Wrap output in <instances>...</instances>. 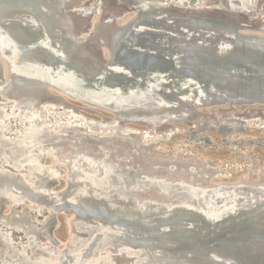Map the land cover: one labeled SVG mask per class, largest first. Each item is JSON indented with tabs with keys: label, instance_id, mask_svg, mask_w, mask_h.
Returning <instances> with one entry per match:
<instances>
[{
	"label": "bare ground",
	"instance_id": "1",
	"mask_svg": "<svg viewBox=\"0 0 264 264\" xmlns=\"http://www.w3.org/2000/svg\"><path fill=\"white\" fill-rule=\"evenodd\" d=\"M0 11V28L26 48L17 61L20 69L12 72L7 61L13 59L0 43V164L25 168L35 177L28 181L3 165L0 198L44 203L56 212H73L77 221L71 242L54 253L61 243L54 232L56 216L34 221L28 209L1 212L0 221L49 248L32 239L22 242L0 224V264H249L238 246L260 261L250 260L253 264H264V172L251 168L249 180L241 173L239 180L212 182L211 177L231 173L215 175L206 161L169 160L152 153L151 139L142 144L124 134L140 132L138 125L145 124L142 135L161 129L164 140L173 143L187 128L223 130L216 131L222 135L227 127L237 128L227 125L231 119H242L241 129L249 132L259 129L250 125L253 120L264 125V109L247 105H264V94L235 93L238 73L245 83L264 79L245 64L221 76L205 56L230 50L264 54V0H0ZM188 34L204 38L198 40V47L204 46L198 58L189 51L196 46ZM71 76L97 89L104 88L103 79L117 85L130 106L73 86ZM198 86H217L219 92L203 99ZM241 105L253 107L237 109ZM58 106L67 116L60 126L50 115ZM262 128L253 133L264 134ZM75 141L84 145L64 173L66 186L55 190L59 156ZM99 144L107 151L97 161L92 153ZM235 150L238 156L241 151ZM45 154L54 157L50 166ZM137 224L174 240L159 248L137 232ZM177 237L196 240L182 244ZM184 251L191 255L187 262Z\"/></svg>",
	"mask_w": 264,
	"mask_h": 264
},
{
	"label": "rangeland",
	"instance_id": "2",
	"mask_svg": "<svg viewBox=\"0 0 264 264\" xmlns=\"http://www.w3.org/2000/svg\"><path fill=\"white\" fill-rule=\"evenodd\" d=\"M126 17H128V16H126ZM126 17H124L123 19H125ZM69 100L73 103H77V101H75V100H71V99H69ZM253 106L264 109V105L256 104ZM253 106L241 105V107L237 106V109H243L245 107H253ZM55 109H52L50 112V115L52 114L51 115L52 124L59 125V126L64 125V123H66V121H67L66 110L60 106L56 107ZM122 121L121 122L123 124H125V122L127 120L126 121L122 120ZM229 122H231V124L235 123V127H237V128L231 129V127H227L230 129H228L222 135H220L219 133H216V131H214L213 129L209 130L210 128L206 129V130H200L199 132H195V133L193 130H192L193 133H190L191 128L190 129L187 128L189 130V131L187 130V135H186V133H182V135L179 134L178 137H175V139H178L177 140L178 142H173V143H172V141H165L164 140V138H163L164 136L161 132V129L157 130L158 134L153 133V135L150 134L151 136L150 135H148V136L142 135V131L146 130V127H148L145 124L144 125L141 124L140 126L138 125V130L140 132H135V133L126 132V131H125V133L123 131L122 132L124 134H127V135L129 133V137L133 138V140H136L142 144H146V141L151 139L149 141V144L154 145L153 149H152L153 154L165 156L169 160H173L176 158L184 159L186 161L191 160V162H193L195 164L202 162V161H206L209 164L208 167L211 170H213L212 172L215 173V175L223 173L224 170H226V172H224L223 174H226L229 172V173H231V176L233 177V179H232V177H227V176L226 177L222 176V177H220V179L219 178L214 179L211 177L209 179V181H212V182H219L220 180L229 181V182L235 181V180H239L240 178H242V177H238L241 173H244L247 180H249L247 176H248V172L250 173V171H252V170H250L251 168H258L260 171L264 172V134L253 133L256 130H262L263 129L262 127L264 125H261V123H258L257 121L253 120L250 125H252V124L256 125L257 124L256 127H258L259 129H256V128L253 129V127H254L253 126L251 132H249V131H244L241 129V125H239L238 122H242L243 124H245L244 121H242V119H240V118L239 119L237 118L236 120L231 119L230 121L227 122V125L228 124L231 125ZM125 125H130L129 121H127ZM247 129L250 130L249 128H247ZM201 131H203V132H201ZM227 132H228V134H227ZM135 135H138V136L140 135V137H138V138L134 137ZM142 136L144 138H142ZM145 139H147V140L145 141ZM168 139H171V138H168ZM160 140L162 142H160ZM249 141L253 142L254 144L251 145L249 143ZM154 143H156V144H154ZM82 145H84L83 142L75 141L72 144V146L69 149H67L65 154H63V156L62 155L59 156V162L57 163V165L60 164L61 166H64V168H62L60 165L58 166L61 173H58V175L56 176V180H55L56 185L54 186L55 190H61L62 188H64L66 186L68 179H67V177L65 178L66 174H64V173H67V169H69V165L71 163V160H72L75 152L79 148H81ZM138 148H140V147H138ZM236 148H239V150L241 151V153H239L238 156L234 154L236 152V150H235ZM93 150L94 151L92 153V157L95 158L96 160L98 159V156L102 154V151L103 152L107 151L100 144L95 145ZM45 156H46V154L44 155V158H46ZM50 156H52V155L47 154V158L46 159L43 158L45 166H50L52 161L54 160V157L53 156L50 157ZM3 165H7V164H0V167H2ZM10 167L11 166L7 165L6 169L11 170V171L12 170L18 171L19 173L21 172L23 176L27 177L28 181H31V182L35 181V177H30V176L28 177V175H26V169L25 168H21V170H19L14 166H12L11 169H10ZM65 167H67V168H65ZM243 167H249V171H244ZM22 170H24V171H22ZM51 174H52V172H51ZM245 176L243 178H245ZM254 176H256V174H254ZM257 179H259V177L255 178L253 180H257ZM48 194L50 196H52L50 193H48ZM10 197L11 196H3L0 198V203L3 204V207L1 209L2 211L0 210V213L3 212L4 214H7V213H9L11 208L16 207V209H24L26 211L28 209V211L31 212L32 218L34 221L41 220L44 215L56 216V218L58 219V224H57V227L55 228L56 230L54 229V232H55L56 236L61 240L62 244L60 243L59 247H57L58 250L53 249L52 252L59 253L62 249L66 248L67 244H69L71 242V239L74 235L72 224H74L73 221H75V219H73V218H75V214L73 212H68V213L61 212L60 213V212H56L54 210V208H52V206L50 207L44 203L42 205L38 204L37 202L34 203V202H31L27 198H24L26 200L25 201L24 199H21L20 196L14 197L12 195L11 199H10ZM7 200H9V201H7ZM4 202L7 204L9 203V204L6 206V205H4ZM23 204H27V207H22L21 205H23ZM6 208H7V210H6ZM47 208H49V209H47ZM8 209H10V210H8ZM45 210L50 211V213H44ZM33 211L35 213H37L36 214L37 216L35 218L33 217ZM57 214H58V216H57ZM60 214H64L65 216L61 217V216H59ZM67 214H69V216ZM76 222L77 221H75V223ZM0 224L2 225L3 228L8 226V228L22 242L28 241L29 239H32L33 241H35L34 245H37L40 248L41 247L49 248L46 241H43V240L37 239V238H32V235H28L23 229H17L15 227H11V226L9 227V225L3 223L2 221H0ZM64 244H66V246ZM61 246H62V248H61ZM73 249L75 250L77 248L73 247ZM28 250L32 251V248L29 247ZM48 251L50 252L51 250H48ZM83 264H87V261L83 262Z\"/></svg>",
	"mask_w": 264,
	"mask_h": 264
},
{
	"label": "water",
	"instance_id": "3",
	"mask_svg": "<svg viewBox=\"0 0 264 264\" xmlns=\"http://www.w3.org/2000/svg\"><path fill=\"white\" fill-rule=\"evenodd\" d=\"M225 1L228 3H231V2H239L240 0H225ZM1 13L2 12L0 11V16H1ZM188 37H190L192 39L191 44H193V46H196L193 49L189 48V51L191 54L194 55V57L198 55L197 56V58H198L199 56H201L199 53L204 51L203 45L198 47L201 44L198 40H202L204 38L198 37L194 34H188ZM0 43L3 46V48L6 49L8 55H10L13 59V64L10 61H7L8 69L12 72L16 69H20V66L17 64V61L20 59V56L23 55V52H26L25 51L26 48L22 47L21 45L16 43L10 37L9 32L6 29L4 30L1 28H0ZM229 52H231V53H226L223 51V52H214L213 54L205 55L212 61V65H213V67L211 66V68H213L212 70H214L215 72H217L221 76H227L228 77L229 72L231 73V71H230L231 69L235 71L236 66L245 64V65H247L248 71L251 72L253 74V76H260L261 78L264 79V54H258V53L253 54V53H251L253 55H248V54L242 55L239 53L240 52L239 50H230ZM132 57H134V56H132ZM175 57L181 59L182 57H184V55L179 54L177 56V54H176ZM185 58H186V56H185ZM134 59H135V57L132 60L134 61ZM129 62L131 63V61H129ZM162 65L163 64L161 63L160 66L162 67ZM229 67H231V69H229ZM240 74L241 73H238L239 85L235 91V93L237 95H243L244 96L247 93L257 94V92L264 94V82L260 84L257 81L253 80L252 82L245 83L244 81L241 80L242 77L240 76ZM71 78H73L72 79L74 81L73 86H75V87H79L80 89H84V90H90L91 89L95 93H100V96L102 98L112 99L114 102H116L119 105L121 104V105H125V106H130L129 101L124 99L125 98L124 94L120 90L117 89V87H116L117 85L109 86L107 84H104V82H106V81L103 79V80H101L100 87L104 86V88L97 89L96 85L90 84L89 82L84 80L83 77L78 78L75 76H71ZM217 86H215L213 88H209L206 86H198L197 87V93L204 99L207 97L208 94H210V92H219ZM222 86H223L222 88L228 90L226 85L222 84ZM201 87H202L204 93L200 92ZM247 105H256V103H249ZM216 131L222 132L223 130H216ZM94 137H95V139H105L106 135L95 134ZM114 139H117V138H114ZM136 227H137V232H143V235L145 236V238H147V240L150 243H152L155 246H158L159 248L160 247L163 248L164 246H166L165 243L167 241L174 240L172 238H169V239L163 238L162 235H160L159 233L155 234V232L153 230L145 229V226L143 227V226H141V224H137ZM134 230H135V228H134ZM191 236H194V234L193 235L191 234ZM190 238H188V237H180V238L177 237L176 239L179 240V242H181L183 244L184 241L188 242L190 240ZM191 239H193V238H191ZM193 240H196V239H193ZM184 243H186V242H184ZM236 250L239 254L244 256V258L247 257L248 259H250L254 263L260 262V261L257 262L253 258L247 256L241 250L240 246L236 247ZM186 252L187 251L182 252V258L185 260V262H187L191 258V255L187 254ZM250 260H248V263L253 264Z\"/></svg>",
	"mask_w": 264,
	"mask_h": 264
}]
</instances>
